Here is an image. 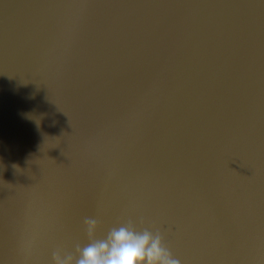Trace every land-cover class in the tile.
<instances>
[{"label":"water","instance_id":"water-1","mask_svg":"<svg viewBox=\"0 0 264 264\" xmlns=\"http://www.w3.org/2000/svg\"><path fill=\"white\" fill-rule=\"evenodd\" d=\"M85 218L264 264V0H0V264Z\"/></svg>","mask_w":264,"mask_h":264},{"label":"clouds","instance_id":"clouds-1","mask_svg":"<svg viewBox=\"0 0 264 264\" xmlns=\"http://www.w3.org/2000/svg\"><path fill=\"white\" fill-rule=\"evenodd\" d=\"M98 220L85 218L88 242L76 246V256L57 249L52 253L53 264H180L164 243L159 230H137L132 221L109 228L101 238L94 233Z\"/></svg>","mask_w":264,"mask_h":264}]
</instances>
